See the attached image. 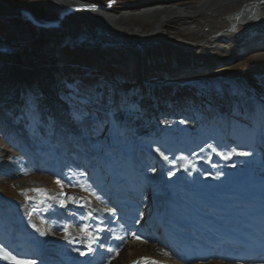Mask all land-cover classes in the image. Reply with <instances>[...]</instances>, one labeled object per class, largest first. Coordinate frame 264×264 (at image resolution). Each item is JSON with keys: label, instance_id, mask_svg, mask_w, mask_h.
Masks as SVG:
<instances>
[{"label": "rangeland", "instance_id": "rangeland-1", "mask_svg": "<svg viewBox=\"0 0 264 264\" xmlns=\"http://www.w3.org/2000/svg\"><path fill=\"white\" fill-rule=\"evenodd\" d=\"M8 1L21 6L15 9L0 0V209L17 238L30 239L31 246L21 242L22 253L13 256L0 245V255L8 257L0 258L1 264H20L21 259L37 264L40 246L53 242L69 248L84 242L82 227L100 229L109 208L107 194L96 187H110L106 175L112 164L121 180L116 186L139 191L129 195L133 198L149 196L150 186L141 177L155 173L163 161L172 167L171 176L180 178L192 171V164H204L198 156L202 152L212 158L219 153L232 161L239 158L243 147L238 138H222L220 126L207 120L213 113L225 116L231 107L228 117L249 126L244 107L264 105V49L242 55L248 33L227 30L228 17L245 0H211L194 13L179 7L198 0H79L84 6L59 0ZM157 5L176 12L128 16ZM5 17L30 25L39 19L54 28L50 34L59 35L41 46L37 56H28L5 45L14 41L8 39L11 26L2 21ZM114 49H128L125 68ZM194 72L201 73L189 75ZM178 145L180 149L170 152ZM89 159L97 162L91 177L84 166ZM236 176L244 179L238 173L229 181ZM149 228L129 229L130 236L117 244L112 235L108 243L96 244L104 264L122 259L131 263L139 251L152 258L148 264L163 261L154 249L158 246L150 247L142 236ZM95 257L97 262L91 261L100 263V256ZM201 264L231 263L215 259Z\"/></svg>", "mask_w": 264, "mask_h": 264}, {"label": "bare ground", "instance_id": "bare-ground-1", "mask_svg": "<svg viewBox=\"0 0 264 264\" xmlns=\"http://www.w3.org/2000/svg\"><path fill=\"white\" fill-rule=\"evenodd\" d=\"M59 1L65 5H85V3L79 0ZM209 1L211 0H198L195 2H190L179 7V10H182L184 13H194L196 11H200ZM158 12L174 13L176 12V9L167 8V6L165 5L150 6L130 13L128 16H130L131 18H145ZM118 17L122 16L120 15ZM227 20L229 23L238 22L235 28L231 31L242 30L243 32L248 33L247 36H245V41H243L245 45L242 47V55H247L249 51L261 52L264 49V0H245L244 2H242V6L236 9L234 11V14L228 17ZM253 38H258V41L248 43V41ZM259 41L261 43L255 46V44ZM113 51L122 55L119 60L125 68V65L129 60L126 58V55L123 54H126L128 49H125V51L123 52H119L117 49H114ZM217 65L220 64L218 63ZM124 68L122 70H124ZM124 72L126 74L128 73L125 70ZM229 111H232L231 107L227 108V113L222 117H217V113H213V115H211L210 119H208L207 122L210 125L217 124L218 126H220V130H218L220 131V133L224 132V135L222 134V138H238L240 145L243 148L242 150H240V156L237 160L232 161L233 159H227L223 157L221 153H219V156L216 155V157L212 158V156L210 157L208 151H206L198 154L199 158L203 160L204 164L199 167L197 166V168H194V165L192 164V171L188 172L184 169L186 171V174L182 175L180 178H176V176L174 178V176H171L172 167L165 165L164 161L160 163V166L155 173H146V177H141V183H147V185L149 184L150 186L149 196H143L146 202L145 206L149 208L150 206H152V203L154 204L153 210L149 215L153 227L149 232L148 241L151 242L150 247L154 248L155 246H158L154 249H158V253L161 252L164 257V260L160 263L152 260V264H181L179 263L177 258L170 252V249L167 248L164 244V225L161 222V218H159L160 214H163L164 217L170 215L171 217L177 216L181 219H190L193 223H196L201 227H205L208 229H217L219 221L223 223L227 222L225 218L226 214L231 215V218L235 217L239 220L247 217L246 214L236 212L234 210L235 206H241V208L243 209L244 204L246 202H249L251 204L248 209L250 210V213L259 214L264 211V105H262L261 103H248L244 107L243 113L245 116L243 117L248 120V122L250 123L249 126H247V124L236 125V121L234 122L233 119H230V117H228L227 114H232ZM64 135H67L66 132L62 134V136ZM219 135L217 134V138H219ZM187 140L185 141V144L189 143ZM183 142L184 141H182L181 144H183ZM113 144L116 145L115 142H113ZM180 146L178 145L176 147H172L170 152L180 149ZM255 147H258L260 149L261 154H259L258 151L255 150ZM184 148L188 147L186 146ZM109 159H112V155L110 154L106 156V160L108 162ZM185 160L188 161L187 158ZM96 163V160L89 159L84 161V166L91 170L93 167H95ZM244 164H247L249 168L247 175L243 177L244 179H240L238 176H236L237 180L235 179L236 181L230 182V177L233 175H237L239 173L238 169ZM185 167H187V165ZM113 168L114 166L112 164L111 170L109 169V174L106 178L107 183H112V180L116 175L114 173H111ZM187 168L189 169V167ZM113 186L111 189H115V187ZM115 191L117 190L115 189ZM238 193H240V195H238ZM251 194L256 195V197L251 198ZM167 196L168 200L165 199ZM255 199L262 200L263 203L261 205H258V202L252 203V201ZM176 202L181 203V210H178L175 207ZM164 207L167 208L166 214H164L162 211ZM223 209H225V212L223 211ZM141 211L143 214L146 213V208H141ZM81 214L82 213L80 212V215ZM105 214L107 215L108 213L106 212ZM0 215V239L6 241L12 237L16 240L17 235H15L14 228L11 227L12 224L9 217L6 216V213L3 214L1 209ZM112 219L113 216L109 217V220L112 221ZM91 231L92 230L90 226L82 227L81 237H83L84 242H78L75 244L73 243L74 246H71L69 248L62 246L59 243L57 244L53 242L44 244L42 246V249L44 250V256H55V261H52L53 264H86V261L90 256H100L98 254L92 253L91 247L95 246L98 243L101 244L104 242L103 238L99 239V237L92 236ZM28 241H30V239ZM19 243L22 244L21 242ZM21 246L23 247V245ZM21 246L20 248H22ZM118 247L119 246H117V248ZM120 247L121 248L118 251V254H121L123 245ZM23 248L21 250H23ZM144 249H149V246L144 247ZM148 257V255H143L139 251L135 253V259L131 263L123 259L121 260L120 256L116 257V259L121 260L119 262L120 264H148L149 261L146 262ZM149 258L152 259L151 257ZM105 262H107L105 258H102L100 260V264H104Z\"/></svg>", "mask_w": 264, "mask_h": 264}, {"label": "trees", "instance_id": "trees-1", "mask_svg": "<svg viewBox=\"0 0 264 264\" xmlns=\"http://www.w3.org/2000/svg\"><path fill=\"white\" fill-rule=\"evenodd\" d=\"M3 1H7L8 4L12 5V7L15 9H19L21 6V3L15 4L10 3L8 0ZM2 21H6L11 26V30H9L7 33V36L9 34L8 39H13L16 41V39L21 38V34L24 33V35L22 34L23 36L21 40H18L17 43L14 41H9L5 45L8 47H17L18 50L28 56H37V54L40 52L41 46L45 45L49 39L59 35L54 32L50 34L49 31L54 30V28L52 26L45 27L44 23L39 19L35 20V23L31 25L29 22H23L16 17H5L2 19ZM26 23L29 24V26ZM118 51L123 52L125 49H120Z\"/></svg>", "mask_w": 264, "mask_h": 264}, {"label": "water", "instance_id": "water-1", "mask_svg": "<svg viewBox=\"0 0 264 264\" xmlns=\"http://www.w3.org/2000/svg\"><path fill=\"white\" fill-rule=\"evenodd\" d=\"M241 22H243V21H241ZM244 22H245V20H244ZM238 22H230V25H229V27H228V31H231V30H233L234 28H235V26H236V24H237ZM1 50L2 51H4V52H9L10 50L8 49V48H5V47H3V48H1ZM246 167L244 166V167H242L241 169H240V171H241V173L244 175L245 173H246Z\"/></svg>", "mask_w": 264, "mask_h": 264}]
</instances>
